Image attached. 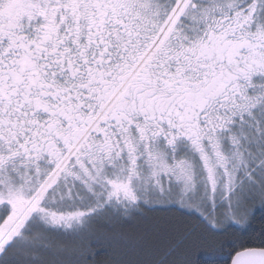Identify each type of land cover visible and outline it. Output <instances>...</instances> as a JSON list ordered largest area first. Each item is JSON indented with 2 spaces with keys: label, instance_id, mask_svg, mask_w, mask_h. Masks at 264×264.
Here are the masks:
<instances>
[{
  "label": "snow or ice",
  "instance_id": "6c2138e0",
  "mask_svg": "<svg viewBox=\"0 0 264 264\" xmlns=\"http://www.w3.org/2000/svg\"><path fill=\"white\" fill-rule=\"evenodd\" d=\"M264 264V0H0V264Z\"/></svg>",
  "mask_w": 264,
  "mask_h": 264
},
{
  "label": "trees",
  "instance_id": "16d2710c",
  "mask_svg": "<svg viewBox=\"0 0 264 264\" xmlns=\"http://www.w3.org/2000/svg\"><path fill=\"white\" fill-rule=\"evenodd\" d=\"M221 257L222 253L212 248H206L201 257V264H222ZM108 258V255L103 250H100V255L97 257L99 264H105Z\"/></svg>",
  "mask_w": 264,
  "mask_h": 264
}]
</instances>
